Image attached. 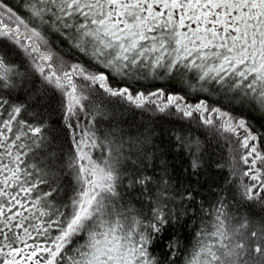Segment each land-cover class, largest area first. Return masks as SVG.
I'll use <instances>...</instances> for the list:
<instances>
[{
    "label": "snow or ice",
    "instance_id": "6c2138e0",
    "mask_svg": "<svg viewBox=\"0 0 264 264\" xmlns=\"http://www.w3.org/2000/svg\"><path fill=\"white\" fill-rule=\"evenodd\" d=\"M180 255L264 264V0H0V264Z\"/></svg>",
    "mask_w": 264,
    "mask_h": 264
},
{
    "label": "trees",
    "instance_id": "16d2710c",
    "mask_svg": "<svg viewBox=\"0 0 264 264\" xmlns=\"http://www.w3.org/2000/svg\"><path fill=\"white\" fill-rule=\"evenodd\" d=\"M13 2L15 3L16 0H13ZM157 84H162L166 87H175V88H179L180 86L178 84H174V85H169L167 82L164 81H157ZM143 84V88L144 90H151V84L150 82H142ZM216 97H211L209 98L210 102L215 100ZM237 108H239V105L236 106ZM243 113L245 116L249 115V109L245 108L242 109ZM234 115H240V112H235ZM252 116H255L256 113H251ZM129 119L131 121V116H129ZM146 119V118H145ZM141 121V115L139 113H137V115L135 116V123H140ZM252 123H256L255 120H252ZM257 127H259V125H256ZM169 125L168 124H160L159 128L161 130L168 128ZM187 130V129H186ZM192 135L193 137H199L202 141H208L210 143H212L213 147L211 149H209L210 151H214L216 153L214 159L216 160H220L221 159V150L219 148L215 147V141L212 139V135L211 133H208L207 135L205 134L204 130H200V129H192ZM176 165H179V161H176ZM177 176H179L183 182L185 183V185L188 184L189 182V176L187 173H181L179 167H177V172H176ZM205 176H201L199 179L201 182H203L205 180ZM192 181H195L196 178L192 177L191 178ZM218 183L220 184L221 187H217L214 190L210 189L208 184H203V186H199L195 183H193V187L197 189V191L199 192V195L197 196V205L199 204V202L201 200H203L205 202V204H209L212 201H214L216 199V196L214 195L215 193H219L221 192V188L223 187V180H219ZM189 215H193L192 212H189ZM185 219H187V217H185ZM183 225V221L181 222ZM199 226V217L196 216L193 220H190L187 225H183L179 231H178V235L181 237V245L182 247L184 245H188L190 247L191 243L193 242V236L194 233L197 229V227ZM171 230L169 229V234H170ZM164 241H161V244H163ZM162 251V248H158L157 249V254L159 255V253ZM182 259H183V255H180L177 257V264H182Z\"/></svg>",
    "mask_w": 264,
    "mask_h": 264
}]
</instances>
